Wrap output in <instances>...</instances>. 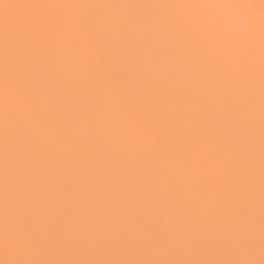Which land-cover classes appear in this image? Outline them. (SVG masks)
Listing matches in <instances>:
<instances>
[{
  "label": "snow or ice",
  "instance_id": "1",
  "mask_svg": "<svg viewBox=\"0 0 264 264\" xmlns=\"http://www.w3.org/2000/svg\"><path fill=\"white\" fill-rule=\"evenodd\" d=\"M0 264H264V0H0Z\"/></svg>",
  "mask_w": 264,
  "mask_h": 264
}]
</instances>
